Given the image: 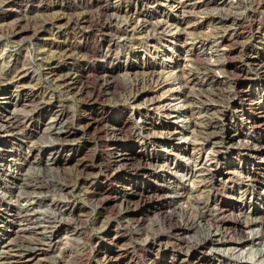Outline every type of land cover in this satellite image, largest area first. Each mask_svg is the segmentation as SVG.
Returning a JSON list of instances; mask_svg holds the SVG:
<instances>
[{
  "label": "rangeland",
  "instance_id": "374dc122",
  "mask_svg": "<svg viewBox=\"0 0 264 264\" xmlns=\"http://www.w3.org/2000/svg\"><path fill=\"white\" fill-rule=\"evenodd\" d=\"M9 1L10 0H0V72L3 73L7 70L10 59L15 58L16 65L18 67H27L26 69L33 74V78L35 77L34 80L36 79L40 88L46 93H52L55 99H57L58 104L66 108V110H69V113L74 119L86 114V117L90 120L93 117L95 118L96 112H99L100 114H103L105 121H96V127L92 128L84 138L80 139L79 147L75 144L72 147L66 146L65 143L61 144L49 137L46 132L47 130H44L51 126L50 122L52 115L50 106L47 105L43 107L41 106V109L39 108V110L34 113V120L28 121L29 123L27 122L25 124L27 127V134L30 136L27 138L20 136L19 139L21 144L16 142L13 137L3 138V142L0 144V264H51L53 259L59 256L60 251L63 252L64 250V261L66 264H95L97 258H102L104 256L103 254L100 256L96 253L98 243H109L108 239L106 240V238H103V232L107 229L114 228L117 232L124 235V240L122 241L124 246L130 247L131 249L134 248L137 251L138 245H142L144 239L152 237L158 232L156 226L151 225L152 220L157 217L147 206L138 208L134 214L138 217L142 216L144 218L140 221V224L145 230L143 232L146 233V231H149L148 236L147 234L138 236L135 224L123 222V220H121L120 211L122 209L121 207H124V200L127 199V194L129 199L134 200L136 199V194L138 192L142 191L143 193L148 194L155 189H161L164 185L161 179H157L154 175L159 173V176L164 177L166 171L162 168L153 167L152 162L151 164L149 163V165L148 162L150 161H153V165L154 163L162 164L161 162L166 161L178 164V167H176V169L174 168L175 170L172 177L173 179H179V182L181 181V183L190 187L189 189H191L192 186H196V184H192V182H196L200 177V172L198 173L200 168L216 166L220 171H224L228 166L230 170L238 174V177L232 181L233 183L228 184V186L232 187L235 192L232 193L231 199L227 198V200H225L233 204V207L236 208V215L242 213L240 217H238L239 220L245 221L244 219L246 216L249 220H255L256 223L252 225L253 230L248 232L247 236L254 238L258 237V224L262 221L264 222L263 187L259 188V190L256 188L249 189L246 196L241 199L239 198V192L242 190V185L238 182L240 180V182L250 180L247 176L252 174V170L250 172L251 168L249 166V161L258 164V162L261 161V157L259 155H251L252 157H250V159L248 157L247 159L244 152L245 149L241 148L239 145V139H241V143L247 147L256 149V146L260 141H257L253 136L258 135L261 142L264 143V125L256 124L254 135L252 129H249L245 124L244 116L239 115L235 118L234 122L238 127H242V135H240V137L233 136V139L226 143L227 146H230L228 149L225 145L224 147H221V153L216 154L211 150L209 145L202 148L198 145L196 136L191 131L181 133L175 132L188 126L189 118L186 117L185 113H181L184 110V106L181 105V101L175 99L178 90L175 88L176 83L173 82V79L171 78L178 73L177 69H180V67L182 68V66L186 65L190 66L189 64L194 66L193 63L196 61V58H194V55L191 54L189 50L191 48L189 43H191V39L194 35L200 33L197 36L203 34V37L207 36L209 39L212 38V33L215 30L212 27L216 26V21L214 19L224 18L226 14L231 13V7L236 2L246 3L247 5H255L256 3H253L252 1L248 3V0H64V2H66L64 4L81 5L82 8V10H80L81 8H75L72 12L68 11L67 18L70 20L69 25L71 27L75 24V26H72L75 29L73 28V30H71V34L69 33L70 37H68V35L67 39L68 41L70 39L69 42L72 43V45H77L80 41L79 37L88 34L89 39L86 42V46L92 53L89 52L85 58L89 63V67L94 70L90 74L91 76L89 75V78L86 80V85L91 89L94 87L97 94V91H99L102 84L99 72L107 68L105 70L110 76H112V87L109 90L110 92L102 93L97 100L98 103L90 104L86 102L88 96L82 98L76 95L67 96L63 93L60 94V92L52 88L48 80L42 76V63L37 56V52H39V49L41 48H38L36 44L41 33L44 32L43 30H45L46 24L50 23L49 20L53 19L58 14V5H60L61 0ZM260 1L263 0H257V2ZM18 3L22 5L21 8L23 11L19 12V14H15L14 17H9L7 14L10 10L13 11L11 5H17ZM204 4L207 6L203 7L202 5ZM96 5H112L118 7L119 11L116 12L119 16L118 21L123 20L126 15L133 16V21L131 22L130 27L127 28V37H129L128 41L121 42V39L119 40V38H114L110 42L109 40L108 42L105 40L103 37L104 31H102L101 25L103 17ZM137 5L152 6H150L147 12L137 16ZM181 5L184 8H181ZM229 5H231V7H229ZM253 9L254 8L251 9V13H254L253 16L245 17L243 21L244 23L240 25L238 31L231 36L227 43L226 47L230 50L228 55H221L219 51H215L214 46L211 47V45L198 46V50H203L205 57L209 59V61L217 60L220 62H228L229 65L227 70L229 72L227 71V78L232 76L231 78L234 77L233 79L236 81L242 80L244 87H247L246 89L253 92L252 94L254 95H252L251 98H259L264 106V78L261 80L257 79L253 83H248L245 80L248 76L253 75L251 66L247 65V58L249 50L257 46L255 42L257 36L256 29H262V32L264 31V16L262 9H260V11L259 9ZM235 11H241V8L235 9ZM145 15L149 16V18L159 27L158 33L152 32L145 34L141 30H133L136 23L144 18ZM80 17H85L88 22L86 24L87 26L85 25V28L82 29H80L81 26L83 27V25L80 24ZM13 29L15 31L21 30L23 35L21 37H13ZM39 30L41 33H39ZM173 31L179 34L174 41L171 38V35L174 33ZM110 44L112 50L111 53L109 52V54H107V60L102 57L100 58V55ZM211 49H213V51ZM196 57H198V59L201 58V56ZM239 69L249 70L250 73L246 75L247 77L245 76V78H243L242 74L240 76L238 74L237 70ZM66 71H68V69H65L61 73L59 72V74H63V72ZM214 73H216L215 75L219 78H222L223 73L219 74L218 70ZM1 84L2 82L0 81L1 94L10 90L7 89V87L1 89L3 86V84ZM47 84L49 85L47 86ZM123 85L126 86L128 91L125 92L126 94L122 93L121 87ZM131 85L133 88H131ZM229 87L230 83L228 81L225 82V86L220 85L219 90L227 91V88ZM5 89H7V91H4L3 93L2 90ZM46 89L48 91H46ZM229 89H231V87ZM101 91L102 90H100V92ZM222 97H224L223 92ZM15 98L16 96L13 97V102L11 103L19 102V105L23 104L20 101V96L16 99ZM223 99H225V97ZM8 102L9 100L2 102L0 105L1 112L6 113L13 109L8 106ZM231 110L232 108L229 110V115L231 114ZM116 117L130 119L132 122L129 127H146L148 131L140 133L136 130L129 138H123L119 143L118 152L128 153L133 150V152L143 154V161L146 163V165L140 169V172H137L136 174L131 172L130 177L127 176L125 180L121 181L125 183V187L120 184V182H116V180L113 182L112 180L114 179L112 177H107V179H105L106 181L103 180L107 174L113 175L114 172L111 173L112 171L110 170H102L103 158H106L107 152L109 151V149L103 147L101 144L102 125H109L110 120L112 121V119H115ZM225 120L226 119L221 118L218 121V124L224 123ZM232 124V126H234V123ZM245 133H248L249 135H246ZM69 136L68 139H73L74 137L75 139H78L80 137L79 134L75 135L72 131H70ZM39 138L43 139L39 141ZM21 139H23V141ZM51 139L52 141L50 142ZM20 145L22 146L20 147ZM61 145H64V148H62ZM238 145L239 150L236 148ZM50 156L52 158L55 157L54 164H52V162H47L48 159H51ZM37 157L42 161L39 165H35L34 160H36ZM14 158L17 160H14L16 162L15 168L10 169L4 167L5 164L9 165ZM79 160L82 166L88 164V167L85 168V171L82 173H79L81 170V164L78 166ZM156 160L157 162H155ZM24 161L25 164L23 163ZM7 169L9 170L7 171ZM49 170L50 172H48ZM190 175H192V177ZM24 176H26L28 180L24 178ZM41 176H43L44 179L46 178L45 180L49 182L54 180L52 183L55 184L57 189L53 188L55 186H49L48 189H42L35 185L37 184V180L36 182L34 180L38 177L42 178ZM96 178L98 182L95 181ZM22 180L25 181V185L22 184ZM26 181L29 184H27ZM112 182L113 185H111ZM127 184L130 185L129 188H127ZM108 189L113 190L112 196H117L118 198L109 204L107 203L108 206L104 207L102 196L99 195V191L101 192L102 190ZM255 189L257 191H255ZM56 202L59 204L61 203V207L57 206V208L60 207V210L72 207L71 209L74 211L72 212L70 209V216L63 215L64 217L62 216V218H59L60 220H58V217L55 215ZM186 205L187 204H183V207H186ZM209 206L210 208L215 207L212 203H210ZM170 211L172 210H168V212ZM78 214L81 215L76 218ZM194 214L195 213H192V216H195ZM210 214L212 215V212H210ZM193 218L196 219V216ZM65 219L67 222H65ZM178 219L179 218H177V220ZM205 219L210 220V218ZM188 220L189 219L185 217L178 221L190 222ZM45 225L46 227H44ZM103 225L105 226L103 227ZM234 225H236L235 219L232 217L225 219V226ZM27 226H29V228ZM47 227H52L54 230H48L49 228L47 229ZM32 229L34 230L31 231ZM47 230L48 233L46 232ZM76 231H78L80 235H76ZM183 234L186 237L185 242H189L191 238L197 235V230L186 229ZM201 234L206 235L207 231L205 233V230H203ZM222 235L228 240L235 238L231 231L223 232ZM42 236H45L46 238H43ZM27 237L33 238L32 241L34 240V242ZM40 238L44 239L45 243L47 242V246L45 244L41 245L42 243L38 242L40 241ZM51 240L55 243H52ZM9 241L11 243H9ZM17 243L20 245L22 244L25 247L22 245L20 246ZM49 243L60 246L55 245V248L59 247L56 249L54 247L49 248ZM27 246H29L30 249ZM23 248L27 250H24ZM217 248L218 252L215 254L208 252L205 258L200 254H195V257L197 256L198 260L201 261L200 263L203 264H238L240 261L235 263L234 260L237 256L239 258L243 256V263L241 264H260L248 260L249 255H247V252H254L259 255L258 246H247L244 249H241L239 245L235 246L234 243L229 242L226 245H218ZM51 255L54 256V258L50 257ZM48 256L52 259L50 260ZM134 256L141 264H147L144 255L142 257L138 251L134 253ZM171 257V253L167 254V260ZM244 257L247 259H244ZM121 262L123 263L125 260ZM190 264L195 263L192 262Z\"/></svg>",
  "mask_w": 264,
  "mask_h": 264
},
{
  "label": "bare ground",
  "instance_id": "6f19581e",
  "mask_svg": "<svg viewBox=\"0 0 264 264\" xmlns=\"http://www.w3.org/2000/svg\"><path fill=\"white\" fill-rule=\"evenodd\" d=\"M251 1L256 4L247 5L246 3L236 2L231 7L232 4L230 3L231 5H229V7L232 8L231 13L226 14L224 18L214 19L216 21V26L213 25L214 27H212L215 29L214 32L212 33L213 34L212 38L209 39L207 36L203 37L202 36L203 34L197 36L200 33H198L197 35H194V37L192 36L193 38L191 39V43H189L191 48L189 50H190V53L194 55V58H196V61H194L193 63L194 66H192L189 63L188 64L190 66L186 65V66H182V68L179 66L180 69H177L178 71L176 70L179 74L177 73L173 77H171L173 79V82L176 83L175 88L178 90V94L176 95L175 99H178V101H181L182 102L181 105L184 106L183 108L184 110L182 109L183 111L181 113H185L186 117L189 118L188 119L189 124L188 126H186L187 128L186 127H185L186 129L181 128L180 130L175 131V132L181 133L185 131H191L196 136V140L199 146L203 148L204 146L209 145V147H211V150L216 154L221 153V150H222L221 147H224L228 141H231L233 139V136L240 137V135H242V131H241L243 130L242 127H238V125L234 122L237 116L239 115L244 116L243 118L245 120V124L249 127V129H252V132H254L256 124L264 125V106L262 105L259 98L257 99L251 98V96L254 94H252L253 92H251L249 89H246L247 87L246 88L244 87V83L242 82V80L236 81L235 79H233L234 77L231 78L232 76L227 78L228 77L227 73L229 72L227 70V67L229 65L228 62L226 61L220 62L217 60L209 61V59L205 57L203 50H198L199 48L198 46H202V45L210 46L211 45V47L214 46V50L219 51L221 55L223 54L228 55L230 53V50L228 49V47H226V45L229 42L231 36H233L240 28V25L244 23L243 21L245 17L253 16L254 13H251L252 12L251 9L252 8L256 10L259 9V11L260 9H262L263 16H264V0L260 2H257V0L256 1L248 0V3H250ZM64 3L66 2H64V0H61L60 5H58L59 7L58 14L53 19L49 20L50 23L46 24V28L45 30H43L44 32L41 33L39 30V33H41V36L38 39L37 44L35 43L38 46V48H41L39 49V52H37V56L40 62L42 63V66H41L43 68L42 76H44L45 79L48 80L50 86L58 90L60 94L63 93L67 96L76 95L82 98L88 96V100H86V102L90 104L96 103V102L98 103L97 100L101 96L102 93L110 92L109 90L112 87L111 85L112 76H110V74L107 73V71L105 70L107 68L104 69L105 71L102 70L99 72L100 80L102 79V84H101V88L99 89V91H97V94H96V89L94 87L91 89L90 87L86 85V80L89 78V75L94 70L91 67H89V63L86 61V58H85V56H87L88 53L90 52L86 46V42L89 39L88 34L82 37H79L80 41L77 45H72V43L69 42L70 39L69 41L67 39V36L69 35L68 37H70V34H71L70 32L74 28L72 26H75V24H73L71 27L69 25L70 20L69 18H67L68 11L72 12V10L75 8L77 9L81 8V5H67ZM18 4L11 5L13 8V11L10 10V12L7 14L9 15V17H14L15 14H19V12L23 11L21 8L22 5L20 4L18 5ZM96 6L100 10V14L103 17V19L101 20V25H102V31H104V33L103 32L102 33H103V37L105 38V40L107 42L109 40L110 42L114 38L115 39L119 38V40L121 39L120 40L121 42L128 41L129 37H127L128 36L127 28L130 27V24L133 21V16L129 15L130 16L129 17L126 15L127 13L125 12L126 16H124V19L118 21L119 16L118 14H116V12L119 11L118 7H115L112 5H96ZM150 6L152 5H137V10H136L137 16L142 15L143 13L147 12ZM202 6L204 7L207 5L204 4ZM181 8H184V7L181 5ZM238 8H241V11H235V9H238ZM80 10H82V8ZM80 18H81L79 19L81 21L80 24L83 25V27L81 26L80 29H82V28H85L84 26L88 22L86 21L85 17H80ZM154 24L155 23L152 21V19H150L149 16L145 15L144 18L140 19L138 23H136V26L133 30L136 31V29H138V30L143 31L145 34L147 33L149 34L152 32L158 33L159 27L156 24L155 25ZM256 30H257L256 31L257 36H256L255 42L257 46L254 44L256 47L249 50V55L247 58V65L251 66V71L253 75H250L247 77L246 75L250 73L249 70H244V69L237 70L239 76L242 74L243 78H245V76L247 77V79L245 80L248 83L249 82L253 83L257 79L261 80L264 78V31L262 32V29L260 30L256 29ZM173 32L174 33L170 35H171L172 40L174 41V39L176 40L179 34H177L175 31ZM13 33H14L13 37H21L23 35L21 30L20 31L14 30ZM111 48H112L111 44L107 46L106 50L104 49L105 51H103V53L100 55V58L102 57L105 60H107V57H108L107 54H109V52L111 53V50H112ZM211 50L213 51V49ZM196 56H199V57L201 56V58L198 59V57ZM38 59H37V62H38ZM26 68L18 67L16 65L15 58L13 59L11 58L8 64L7 70H5L3 73L0 72V81L3 84L1 89H4L5 87H7V89H10L6 93H4V91H7V89L2 90L4 94H1V91H0V105L5 100L7 101L9 100L8 106L13 108L12 110L6 113L0 111V144L3 142V138L5 137H13V139L16 142L21 144V141L19 139L20 136H22L23 138H27L28 136H30L29 134H27V130H26L27 127L25 126V124L28 121L34 120V115H35L34 113L38 111L41 106L43 107V106L49 105L52 117H51V122L49 120L48 121L51 123V126L50 127L46 126L48 127V129H44V130H47L46 132L48 136L53 138L55 141L60 142L61 144L65 143L66 146L72 147L75 144L79 147L80 139L84 138L91 131L92 128L96 127L97 125L96 121L97 122L105 121L103 114L96 112L95 118L93 117L90 120H88V118L86 117V114H84L83 116H80L77 119H74L72 115L69 113V110H66V108L58 104L57 99H55L52 93L51 94L46 93L40 88V86L36 82V79L34 80L35 77L33 78V74H31V72ZM65 69L66 70L68 69V71L63 72V74H59V72L61 73ZM217 70L219 71V74L223 73L222 78H219L217 75H215L216 73L214 72ZM228 81L230 83L231 89H229L230 88L229 87L227 88L228 89L227 91L226 90L220 91L219 86L220 85L225 86V82H228ZM49 84H47V86ZM131 88H133V86ZM100 90L102 91L100 92ZM121 90H122V93L128 92L125 85L121 87ZM46 91L48 90L46 89ZM222 92H223L225 99H223L224 97H222ZM14 96H16V98L20 96V101L23 104L19 105V102L11 103L13 102ZM230 108H232V110H231V114L229 115ZM221 118H224L226 120L224 123L218 124V121ZM131 122L132 121L130 119H125L123 117H116L115 119H112V121L110 120L109 125H106V124L102 125V133H101V137H102L101 144L103 145V147L109 149V151L107 152L106 158H103L102 170H107V171L110 170L112 171L111 173L114 172L113 175L111 173H110L111 175L107 174V176L104 177L103 180L107 179V177L109 178L112 177L114 179L112 180L113 182L116 180V182L117 181L120 182V184H122L124 187H125V183L121 181L125 180L127 176L130 177L131 172H134V174H136L137 172H140V169L146 165V163L143 161V156H144L143 154H139L138 152H133V150L128 153L118 152L119 143L121 142V140H123V138L124 139L129 138L133 134V132H135L136 130L140 133H142L143 131L148 132L146 127H137V126L129 127ZM232 123H234V126H232L233 125ZM70 131L74 132L75 135L79 134L80 137L78 139H75V137L73 139H68L70 137L69 136ZM245 134L249 135L248 133H245ZM253 134L255 135V132ZM253 137H255L257 141H260L258 145L256 146V149H251V147L250 148L247 147L246 145L241 143L242 142L241 139H239L240 144L238 143L241 146V148L245 149L244 152H245L247 159L248 157L250 159V157H252L253 155L254 156L259 155L261 157V161L258 162V164H255L252 161H249L250 162L249 166L251 168L250 172L252 170V174L251 175L249 174L247 176L248 178H250V180H245L242 182H240L241 181L240 180L238 182L240 185H242L241 186L242 190L239 192L240 194L239 198L241 199H243L246 196L249 189L256 188L259 190V188L263 187V190H264V143L261 142V139L259 138L258 135H255ZM40 138H39V141L43 139V138L42 139ZM21 140L23 141V139ZM51 141L52 139L50 140V142ZM239 145L236 146L237 149ZM21 146L22 145H20V147ZM61 146L62 148H64L63 147L64 145H61ZM226 147L228 149V147L230 146L226 145ZM124 149L126 150L125 147ZM54 159L55 157L53 158L51 157V159H48L47 162H52V164H54V161H55ZM14 160L16 159L14 158L13 160H11L12 162L9 165L5 164L4 167L10 168V169L15 168L16 162ZM34 161H35V165L36 164L39 165L42 163L41 159H38V157ZM151 162H152L153 167L162 168L166 171L164 177L159 176L158 175L159 173L154 175L157 179H161L164 185L161 187V189H155L153 190V192L148 193V194H145L142 191L138 192L136 194V199L134 200L129 199L128 194H127L126 196L127 199L124 200V207H121L122 208L120 211L121 213L119 212L122 218L121 220H123V222L135 224L136 226L135 228L137 230L138 236L139 235L141 236L142 234L143 235L147 234L148 236L149 231H146V233L143 232L145 230L143 229V226L140 224V221L142 220L143 217L142 216L138 217L136 214H134V212L138 208H141L142 206H147L149 209L153 211L154 215L157 217V218L155 217L156 219L152 220L151 225L156 226V228L158 229V232L154 235L152 234L153 235L152 237H147L146 239H144L143 244L140 246L138 245L137 247V251L140 253L142 257L144 255L147 264H190L192 262L195 264H203V263H200L201 261L198 260L197 256L195 257V254H200L205 258L208 252H211V254L217 253L218 245L220 246L224 244L226 245L229 242L234 243L235 246L239 245L241 249H244L247 246H253V245L258 246L259 255H257L254 252L252 253L247 252V255H249L248 260H251L255 263L257 262L260 264H264V227H263L264 222L262 221L260 222V224H258V227H257L259 229L258 237L254 238V237L247 236V233L253 230L252 225L256 223L255 220L254 221L249 220L247 216L246 218L244 217L245 221L239 220L238 217H240L242 213H239V215H236L235 213L236 208L233 207V204L226 201L227 198L231 199L232 193L235 192V190H233L232 187H229L228 184L233 183L232 181H234V179L238 177V174L236 172H233L232 170H230L228 166L226 167V170L224 169V171L223 170L220 171L219 169L216 168V166L200 168V170L198 171V173L200 172V177L198 178L196 182H192V184H196V186H192L191 189H189L190 187H187L184 183H181V181L179 182V179L178 180L173 179L172 177L174 170L176 169V167H178V164H173L172 162H167V161L161 162L162 164L154 163V165H153V161H150L148 162V164L149 163L151 164ZM155 162H157V160ZM23 163L25 164V161ZM78 163H79L78 164L79 166L81 164L80 160ZM87 167H88V164H86V166L85 165L82 166L81 164V168H80L81 170L80 169H79L80 171L78 170L79 173L84 172L85 168ZM8 170L9 169H7V171ZM50 170L48 172H50ZM54 172H55V169H54ZM190 176L192 177V175ZM41 177L42 178L38 177L37 179L33 178L35 179L34 180L35 182L37 180L36 182L37 184L35 185L39 186L42 189L44 188L48 189L49 186H55V184L52 183L54 180L52 182H49L45 180L46 178L44 179L43 176ZM24 178H26V176H24ZM95 181H97V178ZM22 182L21 183L24 184L25 181L22 180ZM113 182L111 183V185H113ZM26 183L29 184L27 181ZM127 186H128L127 188L130 187L129 184H127ZM53 188L57 189L56 186ZM256 189L255 191H257ZM108 190H102L101 192L99 191V195L102 196V202H103L104 207L108 206L107 203L109 204L110 202L118 198L117 196H112L113 190H109V191ZM210 203L214 204L215 207L210 208L209 206ZM60 204L58 202H56L55 204L56 206L55 215L58 217V220H60L59 218H62L63 215L70 216V213L72 211L71 209L72 207L71 208L67 207L65 209L63 208L64 210L61 209L62 210L61 211L60 207L62 205L60 206ZM183 204H187L186 207L185 206L183 207ZM57 206H60V207L57 208ZM170 209L172 211L168 212V210ZM210 212H212V215L210 214ZM192 213H195L194 215L196 216V219L193 218L195 216H192ZM80 215L81 214H78L76 218L79 217ZM185 217H187V219H189L188 221L190 222L183 221L184 222L183 223V222L178 221L179 219H184ZM228 217H232L233 219H235L236 225L225 226V219H227ZM177 218L179 219L177 220ZM205 218H210V220L205 219ZM46 220H50V219H46ZM65 222H67L66 219H65ZM104 226L105 225H103V227ZM27 227L29 228V226ZM44 227H46V225ZM47 229L54 230L52 229V227H47ZM186 229L197 230V235L191 238L189 242L188 241L185 242L186 237L183 234ZM33 230L34 229H32L31 231ZM48 230L46 231L47 233H48ZM203 230H205V233L207 231L206 235L201 234ZM226 231L227 232L231 231V233L233 234L235 238L234 239L231 238L229 240L225 239L222 233ZM77 234L80 235L78 231H76V235ZM102 236L104 239L105 238L106 240L108 239L109 243L108 244H106L105 242L98 243V248L96 249V253H98V255L100 256L101 254H103L104 256L102 258L101 257L97 258V261H95V264H141L137 260V258L134 256V253L137 251L134 248L131 249L130 247L124 246V243L122 242L124 240V235L117 232L115 228L105 230ZM41 238H40V241L38 242L42 243L41 245L43 244L46 245L47 242L45 243L44 239H41ZM29 239L32 241L33 238H29ZM11 242L9 241V243ZM32 242H34V240ZM53 242L54 241H52V243ZM52 243L48 244L49 248H53L55 245H57V244H52ZM57 246H60V245H57ZM27 247L29 248V246ZM56 248H59V247H56ZM24 250H27V249H24ZM64 251L63 252L60 251L59 256L55 258L54 256L51 255L50 257L54 258L51 264H66V262L64 261L65 260ZM169 253H171L172 257L167 260V254ZM50 257L49 259L51 260L52 258ZM242 257L239 258L237 256L234 262L236 263L237 261H240L238 262V264L243 263ZM244 259H247V258L244 257ZM123 260H125V262L122 263L121 261Z\"/></svg>",
  "mask_w": 264,
  "mask_h": 264
}]
</instances>
